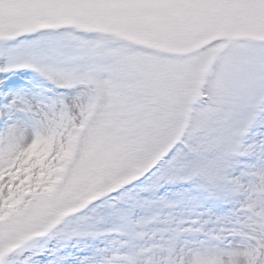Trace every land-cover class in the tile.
Returning a JSON list of instances; mask_svg holds the SVG:
<instances>
[{"label":"snow or ice","instance_id":"snow-or-ice-1","mask_svg":"<svg viewBox=\"0 0 264 264\" xmlns=\"http://www.w3.org/2000/svg\"><path fill=\"white\" fill-rule=\"evenodd\" d=\"M0 264H264V0H0Z\"/></svg>","mask_w":264,"mask_h":264}]
</instances>
